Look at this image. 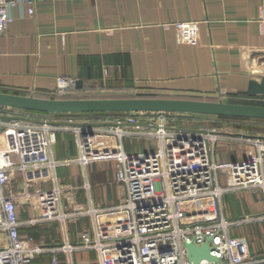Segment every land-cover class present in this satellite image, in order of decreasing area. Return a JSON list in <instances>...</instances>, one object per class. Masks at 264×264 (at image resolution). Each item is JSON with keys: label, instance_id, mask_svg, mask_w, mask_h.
Instances as JSON below:
<instances>
[{"label": "crops", "instance_id": "1", "mask_svg": "<svg viewBox=\"0 0 264 264\" xmlns=\"http://www.w3.org/2000/svg\"><path fill=\"white\" fill-rule=\"evenodd\" d=\"M33 1L34 15L29 17L26 8L17 7L13 10L14 22L0 36V93L41 99L126 96L231 103L245 97L242 93L249 80L259 81L264 77V0ZM180 22L196 23L197 43L194 46L177 41L173 25ZM105 70L107 75H104ZM58 77L81 81V89L74 88L73 95L55 96ZM29 115L31 113L26 115L28 119L37 121ZM186 118V115H180L178 120ZM216 120L224 127H231V132H218L223 135L264 139V136L247 132H234L251 120ZM254 124L264 127V122ZM104 142L108 150L119 148L117 140ZM223 142L241 149L220 164L235 163L256 154L253 146L230 140L218 143ZM145 149L148 152L150 146L146 145ZM137 152H141L139 143L138 150L135 147L134 151L130 150V153ZM78 157V148L77 156L72 159L56 160L53 151V158L61 163L58 166L72 169L74 185L59 181L54 171L48 178L28 181V186L23 178L17 177L13 185L7 187L16 204L18 220L22 224L19 232L23 238L32 237L35 244L42 247H60L66 241L77 244L75 242L83 232L92 230V217L69 214L76 208L87 211L122 203L124 187L117 193L115 203L104 205L101 199L100 204L95 203L89 194L91 186L86 174V168L96 163L111 164L115 181L116 162L89 161L84 167L73 162L64 164ZM80 168L83 184L77 179ZM52 177L60 189L58 204L53 203L52 208L56 214L61 211L67 218L64 222L55 218L29 224L47 210L48 205L42 199L45 193L53 192ZM86 182L88 190L84 188ZM80 192L87 193L84 205L77 203ZM229 192H234L235 204L228 205L226 211L225 193L221 199L223 215L264 214L261 193L257 195L252 190ZM28 194L32 197L28 198ZM179 209L185 222L208 220L215 212L214 203L207 199L184 204ZM118 219L120 216L117 215L100 217V222L106 224ZM67 222L77 228L73 239ZM50 224L58 227L61 241L46 235L45 229ZM3 238L0 234V239ZM46 239H53L52 244L45 245ZM263 255L264 249L252 256ZM56 257L58 264H67L63 253H57ZM52 258V254H42L33 264H52ZM88 259H81L79 264H90ZM70 264H74L72 257Z\"/></svg>", "mask_w": 264, "mask_h": 264}, {"label": "built area", "instance_id": "2", "mask_svg": "<svg viewBox=\"0 0 264 264\" xmlns=\"http://www.w3.org/2000/svg\"><path fill=\"white\" fill-rule=\"evenodd\" d=\"M17 7L26 8L29 17L34 15L33 0H0V36L14 22L13 10ZM195 26L194 22L175 23L177 41L194 46L197 43ZM107 74L105 70L104 75ZM75 83L74 79L58 77L54 95H73ZM240 102L264 106V97L245 96ZM27 114L0 107V234L4 235L0 239V264H33L38 256L47 253L53 255L52 264H58L57 253H63L66 263L70 264L72 254L78 251L95 252L96 264H192L187 260L185 244L197 247L207 244L211 256L218 261L202 260L199 264H264V255L252 256L245 239L230 233L235 227L264 221V214L227 220L221 211V199L229 191L252 190L264 197V139L230 137L207 129L188 130L171 125L170 121L178 123L179 118L169 113H117L113 115L117 117L114 123L100 120L82 125L33 121ZM2 117L9 120L3 121ZM107 122L113 125L92 126ZM61 131L76 135L79 151L75 161L64 164L73 162L84 167L89 161H115V181L123 185L124 198L118 206L87 211L76 208L69 214L92 217V230L80 235V243L66 241L60 247H42L32 237L20 235L22 224L7 187L17 177L23 178L28 186V181L54 174L61 163L53 158V147L56 134ZM133 137L154 140L156 148L151 152L128 154L122 142ZM110 139L118 141V149L105 148L103 141ZM225 140L253 146L256 154L235 163L217 164L215 148ZM52 178L53 192L40 194L48 205L47 210L29 224L55 218L64 222L67 218L52 208L60 196L56 179ZM84 188L89 189L87 182ZM205 199L214 203V215L204 221L185 222L179 208ZM116 215L120 219L115 222H100V217Z\"/></svg>", "mask_w": 264, "mask_h": 264}, {"label": "rangeland", "instance_id": "3", "mask_svg": "<svg viewBox=\"0 0 264 264\" xmlns=\"http://www.w3.org/2000/svg\"><path fill=\"white\" fill-rule=\"evenodd\" d=\"M64 98V97H62ZM93 99H124V98H133V97H126V96H113V97H91ZM83 99V98H81ZM89 99V98H87ZM28 115V114H27ZM172 117H180L177 115L180 114H174L169 113ZM30 117H34L37 120H43V121H51V122H60V123H69L73 125H82V124H88L92 122H98L100 120L104 121H110L115 122L117 120V117L113 115H88V114H80V115H56V114H31ZM186 119H181L178 123L175 121H170V124L174 126H181L186 129H209L214 130L216 132H231V127H224L221 122H218L214 117H204L201 115H187ZM87 122V123H86ZM254 123H259L258 121L252 120L247 125L241 127L239 131L235 130L234 132H241L251 134V135H259L264 136V127H260ZM130 141L131 144H130ZM138 143L139 147L141 149L142 153H146V145L150 146V152L154 150V144L155 141L148 139V138H131L126 139L124 142V150L126 153H130V150L134 151V147L136 150H138ZM242 147V146H241ZM241 148L238 146H234L232 144L228 143H218L215 148V157L217 164H220L224 161V159H231L232 154H236L240 152ZM55 158L56 160H59L62 157L65 158H75L77 156V148H76V135L73 132L70 131H61L56 134V144L53 148ZM148 151V152H149ZM230 157V158H228ZM248 158V157H246ZM245 158L241 159L244 160ZM240 161V160H239ZM113 166L111 164H105V163H96L93 166H89L86 168V174L88 176V180L91 186L90 190V196L94 200L95 203L104 205H111L109 203H113L114 201H118L117 193L122 191L123 185L120 183H117L114 181L113 178ZM55 177L59 181H63L66 184L74 185V173H72V169L67 166H57L55 169ZM219 178L220 180H224L222 173L219 172ZM77 179L79 180L80 184L84 183L83 179V171L80 168L77 172ZM257 195L260 192H256ZM234 192H228L225 194L224 197V206L227 210L228 205H231L234 203ZM84 198L87 199V193L86 192H80L77 196V203L80 205H84L85 201ZM114 202V203H115ZM235 204V203H234ZM227 220H237L242 218H255L257 215H224ZM125 218V217H124ZM68 223V228L70 234H72V239L74 238V233L77 232V228L75 225ZM90 228V226H89ZM46 235H52L53 238L58 237L59 241L62 240L61 234L58 231V227H56L54 224L47 225ZM231 235L235 236L236 238L243 237L249 247L250 253L253 255L255 252H259V250L264 249V221H252L249 224H245L240 227H235L230 230ZM233 233V234H232ZM52 240L46 239L45 245H51ZM75 243H80V240ZM88 259V263L94 264L96 262V254L93 251H78L74 252L72 254V259L74 264H79V261L81 259ZM44 260V259H43Z\"/></svg>", "mask_w": 264, "mask_h": 264}, {"label": "water", "instance_id": "4", "mask_svg": "<svg viewBox=\"0 0 264 264\" xmlns=\"http://www.w3.org/2000/svg\"><path fill=\"white\" fill-rule=\"evenodd\" d=\"M81 89V81L75 83ZM244 96L264 97V77L259 81L249 80ZM0 107L46 114H117V113H174L180 115H201L239 119L264 120V106L234 104L223 101H195L159 98H124V99H41L32 96H20L0 93ZM8 121L6 117L1 118ZM56 125H72L55 123ZM112 123H95L94 127H110ZM187 260L199 264L202 260L218 262L211 256L207 244L197 247L184 245Z\"/></svg>", "mask_w": 264, "mask_h": 264}, {"label": "trees", "instance_id": "5", "mask_svg": "<svg viewBox=\"0 0 264 264\" xmlns=\"http://www.w3.org/2000/svg\"><path fill=\"white\" fill-rule=\"evenodd\" d=\"M86 98H88V97H86ZM133 98H138V97H133ZM139 98H141V97H139ZM144 98H146V97H144ZM60 99H79V98L64 97V98H60ZM90 99H92V98H90ZM103 99H105V98H103ZM231 103L246 104L244 102H231ZM20 111H23L25 113H31V114H46V113L30 112V111H25V110H20ZM90 115H92V114H90ZM93 115L97 116V115H106V114H93ZM112 115H115V114H112ZM204 117H214L217 119H239V118H226V117H215V116H204ZM244 120H251V121L254 120V121L264 122V120H255V119H244Z\"/></svg>", "mask_w": 264, "mask_h": 264}]
</instances>
